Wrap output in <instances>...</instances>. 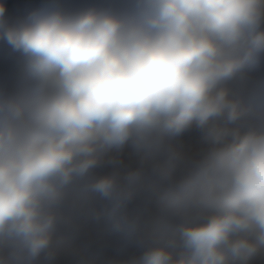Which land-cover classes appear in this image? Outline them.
Masks as SVG:
<instances>
[{
    "label": "clouds",
    "instance_id": "obj_1",
    "mask_svg": "<svg viewBox=\"0 0 264 264\" xmlns=\"http://www.w3.org/2000/svg\"><path fill=\"white\" fill-rule=\"evenodd\" d=\"M5 13L0 0L16 64L0 80V264H53L77 204L142 249L130 264L264 256V82L249 75L264 65V0H48ZM189 132L206 146L184 157L174 141ZM129 145L151 165L102 174Z\"/></svg>",
    "mask_w": 264,
    "mask_h": 264
},
{
    "label": "crops",
    "instance_id": "obj_2",
    "mask_svg": "<svg viewBox=\"0 0 264 264\" xmlns=\"http://www.w3.org/2000/svg\"><path fill=\"white\" fill-rule=\"evenodd\" d=\"M3 2L6 5V18L16 19L24 17L29 11L47 3V0H3ZM90 2L91 0H89L87 3ZM2 53L11 54L13 65L16 67L15 56L11 48L6 44V42L0 41V54ZM262 67H264V65H262ZM251 79L253 80V77ZM251 123L255 125L258 123V121L253 120ZM174 146L176 151L182 156L191 157L199 154L205 148L206 140L202 134L189 132L177 138L174 141ZM123 150H125L126 153L121 156L120 162L123 160H131L142 153L141 151L135 150L134 147L130 145L126 146ZM120 162L116 165H110L100 170L101 173H116L119 175L127 174L126 171L119 167ZM130 211L135 214L136 212L141 211V209L134 204L130 206ZM68 215H71L70 220L72 222L79 225V230L76 229L71 231L66 226L65 222L69 221L67 218ZM144 215L150 224L151 221H153L158 215L157 206L153 205L150 211L144 213ZM62 224L65 226V229L63 231L56 232L55 237H61L70 233H79L84 235L93 232H103L112 238V249L108 253L99 255L97 257L96 264H130L133 259L141 255L142 249L135 242L127 240L120 234L112 232L110 226L105 221L95 220L90 214L81 211L80 207L70 208L66 214V219ZM255 264H264V256H259L258 261Z\"/></svg>",
    "mask_w": 264,
    "mask_h": 264
},
{
    "label": "trees",
    "instance_id": "obj_3",
    "mask_svg": "<svg viewBox=\"0 0 264 264\" xmlns=\"http://www.w3.org/2000/svg\"><path fill=\"white\" fill-rule=\"evenodd\" d=\"M48 2V0H47ZM63 7H70L74 5H83L79 0H57ZM16 71V67L13 65L12 56L9 53L0 54V80L12 78ZM253 81L264 82V67H259L252 71ZM135 149V148H134ZM136 150V149H135ZM153 157L145 152L136 156L131 160H123L120 162L119 167L128 172L147 169L152 163ZM79 207V204L73 208ZM71 215H68V222H65L66 226L71 230H79V225L72 222ZM80 232V231H79ZM98 256H90L83 251H64L58 252L53 260V264H96Z\"/></svg>",
    "mask_w": 264,
    "mask_h": 264
},
{
    "label": "built area",
    "instance_id": "obj_4",
    "mask_svg": "<svg viewBox=\"0 0 264 264\" xmlns=\"http://www.w3.org/2000/svg\"><path fill=\"white\" fill-rule=\"evenodd\" d=\"M80 3L86 4L89 0H79ZM250 78L253 77L252 72L249 74ZM126 153L123 150L122 155ZM151 227V223L149 224ZM113 246L112 238L103 232H93L90 234L70 233L61 237H55V255L58 252L64 251H83L90 256H99L108 253ZM258 261L255 258L253 264Z\"/></svg>",
    "mask_w": 264,
    "mask_h": 264
},
{
    "label": "rangeland",
    "instance_id": "obj_5",
    "mask_svg": "<svg viewBox=\"0 0 264 264\" xmlns=\"http://www.w3.org/2000/svg\"><path fill=\"white\" fill-rule=\"evenodd\" d=\"M65 229V226L63 224H61L57 230V232L59 231H63Z\"/></svg>",
    "mask_w": 264,
    "mask_h": 264
}]
</instances>
